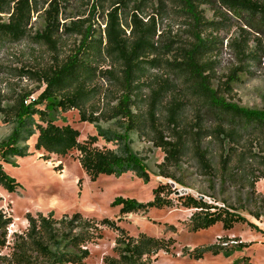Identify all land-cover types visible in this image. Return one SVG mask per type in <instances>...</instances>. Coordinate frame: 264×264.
<instances>
[{"label":"trees","instance_id":"1","mask_svg":"<svg viewBox=\"0 0 264 264\" xmlns=\"http://www.w3.org/2000/svg\"><path fill=\"white\" fill-rule=\"evenodd\" d=\"M130 1L119 0L116 3L119 6L102 15L105 27L98 34L91 24L85 26L83 21L65 27L81 38L75 51L64 61L56 60L40 70H21L22 76L35 78L44 88L34 100H30L31 93H26L9 107L0 108L13 124L10 135L0 142V186L9 194L21 187L5 171L3 164H10L16 157L29 156L28 141L35 135L34 149L48 156L66 157L77 151L79 164L92 182L102 175L118 177L127 172L148 182L150 176L145 160L131 148L130 133L138 132L164 153V161L159 166L161 176L177 182L170 169H180L183 159L190 156L203 176L249 189L247 204L255 209L249 213L264 224V196L255 188V184L264 179V110L228 101L219 89L212 87L216 61L211 57L223 41L202 36L206 30L223 29L232 19L257 33H264V2L158 0L161 4L170 3L191 20L192 41L176 46L171 40L161 39L153 20L145 22L133 12L129 20L123 21L121 10ZM203 4L217 9L221 20H205L199 10ZM30 11V0H18L9 23L0 22V44L18 41L27 35ZM49 18L52 21L45 31L34 39L56 51L58 41L53 34L58 30V23L54 16ZM233 44L238 65L227 76L225 86L238 80L239 73L246 71L251 63L260 61L259 53L248 49L245 36ZM107 61L111 68L100 69L101 78L117 83L122 91L108 119H120L123 132L98 129L97 135L81 142L78 129L68 124L57 125L49 118L47 109L77 110L80 121L96 122L97 116L87 110L96 93L90 83ZM143 87L150 90V95L147 110L139 116L133 109L138 108L136 93ZM188 107L195 112L194 124L185 121ZM99 138L115 142L117 151L97 147ZM213 146L218 148L215 150ZM174 192L169 183L160 184L153 189V199L149 202L117 197L111 207H118L120 216L172 207ZM177 201L182 207L194 210L189 223L191 232L216 224H221L224 230L248 224L264 233L228 205L219 207L189 194L179 196ZM25 219L26 229L15 232L9 241L12 217L0 207V264H86L90 256L88 246L103 238V228L117 232L113 255L104 256V264H152L160 252L171 253L175 245L172 238H157L145 233L132 236L114 220H97L80 212L60 218L53 212L48 215L27 213ZM245 247L239 244L233 249L226 245L185 251L190 258L199 260L209 252L228 254ZM5 250L8 252L4 253Z\"/></svg>","mask_w":264,"mask_h":264},{"label":"rangeland","instance_id":"2","mask_svg":"<svg viewBox=\"0 0 264 264\" xmlns=\"http://www.w3.org/2000/svg\"><path fill=\"white\" fill-rule=\"evenodd\" d=\"M17 2L18 0H0V22L9 23ZM117 2L119 0H30L27 35L21 40L3 41L0 44V108L9 107L26 93H31L30 100L37 98L44 86L35 78L22 76L21 70H40L56 60L64 61L75 51L81 38L78 34L68 32L65 27H69L73 22L83 21L85 26L91 24L98 34L105 27L102 15L119 6ZM127 4V7L121 10L123 21L129 20L131 13L135 12L145 22L154 21L161 39L171 40L176 46H185L192 41L189 27L191 20L184 13L176 11L177 8L170 3L165 5L158 0H131ZM199 10L207 21L221 20L217 9L210 5L203 4ZM50 15L52 18L54 16L58 23V30L53 34V38L58 41L56 51L50 45L40 44L34 39L36 35L42 34L49 21H52ZM202 36H212L223 41L217 45L218 49L211 57L216 61L212 87L219 89L220 94L228 101L246 108L264 110V33H257L241 21L232 19L223 29H209L204 31ZM244 36L248 49L252 53H259L260 61L251 63L246 71L239 73L238 80L225 86L227 76L238 65L233 43L244 39ZM108 62L98 67L99 70L90 83L96 93L91 100V107L87 110L94 112V116L98 118L96 122L80 121L77 110L64 112L56 108L47 109L49 118L57 125L68 124L78 129L81 142L89 136L97 135L98 129L114 133L123 132V122L120 119H108L111 108L117 104L122 94L117 83L101 78L100 69L111 68ZM114 73L119 75L117 70H114ZM136 94L138 108L133 110L140 116L147 110L150 90L143 87ZM195 120L194 110L188 107L185 121L194 124ZM12 129L13 124L0 109V142L10 135ZM130 140L132 150L145 160L150 176L148 182L138 179L132 172L118 177L102 175L92 182L79 164L77 151H72L66 157L54 154L48 156L34 149L36 135L32 137L28 141L29 156L16 157L10 164H3L5 171L21 185L13 194H9L0 186V207L12 217L8 230L9 241H12L15 232L26 229L27 213L48 215L53 212L56 218H60L64 214L80 212L85 217L97 220H114L132 236L145 233L157 238H172L175 245L171 253L160 252L152 264H264V233L248 224H238L231 230H224L221 224H216L206 230L191 232L189 223L194 210L182 207L177 201L179 196L189 194L219 207L228 205L264 231V224L249 213L255 210L252 204H247L249 189L230 183L223 184L219 180L212 181L203 176L190 156L183 159L180 169H170L177 182L165 178L160 175L159 169L165 156L162 150L138 132L130 133ZM96 146L114 151L118 149L115 142H106L102 138H99ZM213 147L215 150L218 148ZM255 151L258 152V149ZM165 183L172 185L175 190L172 194V207L124 216L119 215L118 207H111L117 197L133 198L141 203L149 202L153 199V189ZM255 188L257 193L264 196V179H260ZM116 237L117 232L103 228V238L88 246L90 256L86 259V264H104L103 257L113 255ZM239 244H245L246 247L228 254L221 252L214 255L209 252L199 260L190 258L185 251L226 245L233 249V246L238 247ZM6 252L8 250L4 253Z\"/></svg>","mask_w":264,"mask_h":264}]
</instances>
